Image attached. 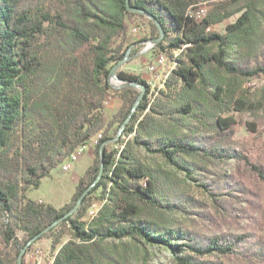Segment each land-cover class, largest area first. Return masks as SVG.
<instances>
[{"label": "trees", "instance_id": "trees-1", "mask_svg": "<svg viewBox=\"0 0 264 264\" xmlns=\"http://www.w3.org/2000/svg\"><path fill=\"white\" fill-rule=\"evenodd\" d=\"M195 1L129 0L161 25L154 50L174 55V68L152 98L150 84L117 72L145 93L120 148L105 146L101 157L109 131L117 133L141 93L110 81L112 67L137 43L128 33L141 15L127 0H0V264H18L21 251L44 238L56 250L52 264H156L159 257L264 264V201L248 200L250 186L264 190V171L237 144L238 123L229 115L264 110V89L256 100L240 91L243 82L264 77V2H221L196 22L187 14ZM234 16L224 33L214 30ZM148 21L151 39L158 37ZM113 95L122 104L107 120ZM97 136L71 203L56 209L27 197ZM231 161L235 174L223 169ZM101 164L103 175L78 210L50 228L93 184ZM96 192L101 204L86 218ZM244 201L247 210L235 209ZM220 219L238 230H220ZM211 226L216 233L202 232Z\"/></svg>", "mask_w": 264, "mask_h": 264}, {"label": "rangeland", "instance_id": "rangeland-1", "mask_svg": "<svg viewBox=\"0 0 264 264\" xmlns=\"http://www.w3.org/2000/svg\"><path fill=\"white\" fill-rule=\"evenodd\" d=\"M225 1L228 0H196L190 8L201 6L206 9V12L208 14L215 4H219ZM262 1L264 2V0ZM236 18L237 16L226 19L222 23L216 25L214 27V30L219 33H224L226 26L232 24ZM133 28L138 29L137 33L132 32ZM128 35L131 43H137L135 46H133L131 50V53L129 55L130 60L123 66L135 59H140L139 61H137V70H130L127 74L137 75L139 77L141 75L148 76L150 77V79L148 80L155 81V85L152 86L150 84L151 93L153 94L151 95L152 98L154 97V95L157 94L159 90L164 89V82L170 74L171 70L174 68L173 59L175 56L172 55L170 52H167V58L163 55L164 62H161V64L154 65V75L159 76H153L147 71V66L149 64H153L155 60H157L158 51L154 50V48H150L147 42L149 39H151V30L148 19L146 17L141 16L133 18L132 23L130 24ZM160 76L161 78H159ZM111 84L115 87H119V84L114 80L111 81ZM159 86L160 89H158ZM263 89L264 77L251 79L249 81L243 82V84L240 86V91H242L246 97L252 98L254 100L258 99L259 93ZM114 96L118 95H113L112 97H109L106 104V114L108 116L109 111L111 110V99ZM229 115H232L238 123L235 135V140L237 141V144L239 146H243L247 150V153L251 156V158L259 166H261L264 171V110L260 111L258 115H253L250 113L239 114L236 112L229 113ZM248 124L254 125V132L251 131V129L248 127ZM115 128L116 127H113L109 131L108 136H111L113 138L116 137L117 133L115 131ZM97 138L98 136L92 139L91 142L84 147L86 149L83 151L78 161L74 162L75 159H77V155L79 154V152H81L84 148L77 149L75 154L71 158H69L68 161L63 163L57 169L53 170L50 177L41 181V184L38 189H31L27 193V197L36 202H38V200H41L45 204H49L55 208L59 206H61L62 208L63 206L71 203L72 197L76 192V187L80 179V177L78 178V176H82L85 171L92 165V161L94 159V149L96 146L95 143ZM117 142L108 144V149H119L120 145H117ZM90 144H92V146ZM69 163H72L70 170L68 172L62 171L64 167H67L69 165ZM223 169L235 174V162H229L227 165L223 166ZM249 189V202L261 203L264 201V190L262 188L258 189L257 187L254 188L250 186ZM190 191L193 195L199 198H203L202 194L196 188L192 187ZM88 202L91 205H100L101 201L99 199V192H96L95 194L90 196ZM247 206L248 203L244 201L242 204H236L235 209L247 210ZM210 213H215L212 207L210 208ZM243 224L245 225L246 221ZM217 226L220 227V230L229 232L236 231L239 228L231 225L230 223L222 219L219 220ZM202 232L204 234H212L216 233L217 229L211 226L209 229H202ZM19 237H21V233H19ZM67 239L68 235H64L61 242L64 243L67 241ZM55 253L56 250L51 247L50 239L44 238L31 246V248L26 252L24 256V262L25 264H52V260ZM159 259L160 261L156 264H171L170 261L167 259H163L161 257H159Z\"/></svg>", "mask_w": 264, "mask_h": 264}, {"label": "water", "instance_id": "water-1", "mask_svg": "<svg viewBox=\"0 0 264 264\" xmlns=\"http://www.w3.org/2000/svg\"><path fill=\"white\" fill-rule=\"evenodd\" d=\"M127 8L130 12H133V13H136L138 15H141V16H144L146 17L148 20L152 21L157 30H158V37L156 38H153V39H149L147 42H150L152 43L153 45H156L157 43L161 42L163 36H164V32H163V29L161 27V25L155 20L153 19L151 16H149L146 12H144L143 10L141 9H135V8H131L130 5H129V0H127ZM133 47H130L127 52H126V55L125 57L120 60L118 63H116L112 69H111V72H110V81L114 80L116 81L118 84H119V88H124V87H133V88H137L141 91L140 95H139V98L137 99V101L135 102L132 110H131V113L129 115V117L127 118V120L123 123V125L118 129L117 131V135L115 138L113 139H110L108 141H106L101 149H100V155L101 157L103 156V152H104V148L105 146H107L108 144H111V143H114V142H117V140L120 138L123 130L125 129L127 123L130 121V118L131 116L134 114V112L136 111L137 109V105L139 104V102L141 101V99L143 98L144 96V93H145V86L142 85V84H138V83H135L133 81H130V80H122L120 79L118 76H117V72L121 69V67L127 63L129 60H130V53H131V50H132ZM103 170H104V167H103V164H101V168H100V173L99 175L97 176L96 180L93 182V184L88 188V190H86L82 196L79 198L78 202L75 204V206L68 212L66 213L65 215H63L61 218H59L58 220H56L51 226L50 228H54L56 227L58 224H60L63 220H65L66 218L72 216L77 210L78 208L80 207L83 199L85 198V196L87 195V193L92 189V187H94L101 179L102 175H103ZM49 228V229H50ZM35 241L32 240L30 241V243L28 245H31L33 244V242ZM26 253V249H24L23 251H21L19 257H18V264H23L22 262V259L24 257Z\"/></svg>", "mask_w": 264, "mask_h": 264}, {"label": "built area", "instance_id": "built-area-1", "mask_svg": "<svg viewBox=\"0 0 264 264\" xmlns=\"http://www.w3.org/2000/svg\"><path fill=\"white\" fill-rule=\"evenodd\" d=\"M187 14L193 18L196 22L198 21H201L202 17L203 16H207V12H206V9L201 7V6H197V7H192L190 9H188V12ZM138 29L137 28H133L132 29V32L133 33H137ZM150 48H154L155 45H153L152 43L148 42ZM161 62H164L163 61V53H161V51H158L157 52V60H155V62L153 64H149L147 66V71L152 74L153 76H159V75H154V65L155 64H161ZM86 148H84L81 152H79V154L77 155V159H75L74 162L78 161V159L80 158V156L82 155L83 151L85 150ZM73 162V163H74ZM71 164L72 163H69V165L67 167H64V169L62 171L64 172H68L71 168ZM90 214H87L86 218H89Z\"/></svg>", "mask_w": 264, "mask_h": 264}, {"label": "crops", "instance_id": "crops-1", "mask_svg": "<svg viewBox=\"0 0 264 264\" xmlns=\"http://www.w3.org/2000/svg\"><path fill=\"white\" fill-rule=\"evenodd\" d=\"M128 42L131 43L129 35H128ZM139 60L140 59H135V60L131 61L130 63L123 66L120 69V71L125 72V73H129L128 71H130V70H133V69L137 70V61H139ZM140 78L143 79L145 82L151 84L152 86L155 85V81L148 80V79H150V77H148V76L141 75ZM159 78H161V76ZM158 89H160V86L158 87ZM111 100H112V103H111V110L109 111V116L106 114L107 113V107L104 110V115H105L107 120H110L113 117V115L116 114V112L120 109L121 104H122V101H121L119 96H114ZM90 145L92 146V144H90ZM90 153H91V151H90ZM79 177H81V176H78V178ZM38 202H42V201L38 200ZM42 203H44V202H42ZM60 208H61V206L56 207V209H60Z\"/></svg>", "mask_w": 264, "mask_h": 264}, {"label": "bare ground", "instance_id": "bare-ground-1", "mask_svg": "<svg viewBox=\"0 0 264 264\" xmlns=\"http://www.w3.org/2000/svg\"><path fill=\"white\" fill-rule=\"evenodd\" d=\"M163 61H164V59H163ZM99 206H100L99 204H93L90 206L89 212L87 213V214H90V216H89L90 219H92L95 216Z\"/></svg>", "mask_w": 264, "mask_h": 264}]
</instances>
